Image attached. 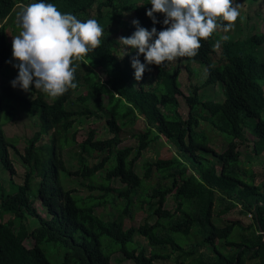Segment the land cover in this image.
<instances>
[{
	"label": "trees",
	"instance_id": "16d2710c",
	"mask_svg": "<svg viewBox=\"0 0 264 264\" xmlns=\"http://www.w3.org/2000/svg\"><path fill=\"white\" fill-rule=\"evenodd\" d=\"M139 1L45 0L81 21L94 10L92 19L104 28L101 45L78 61L77 87L55 100L34 88L28 91L34 93L30 99L4 81L9 75L14 80L18 69L12 66L3 21L14 9L39 0L2 2L0 171L7 182L4 186L0 177V264H50L43 244L64 250L61 264H111L101 237L119 245L115 252L132 264H264V174L255 183L254 172L246 167L264 155V52L258 61L264 34L251 30L242 39H222L215 49L214 33L201 41L195 57L149 65L150 71L136 81L131 67L136 50L126 48L129 55L121 58L116 41L134 33L133 20L157 32L165 27L159 13L153 25L146 16L151 4L146 8ZM139 59L144 62L143 55ZM181 63L194 76L198 73L190 64L203 66L202 81L186 96L178 81ZM95 69L106 74L103 81ZM216 84L221 95L212 99L209 91ZM179 97L185 114L179 112ZM19 113L37 127L20 150L4 135L6 120ZM138 120L142 128L135 130ZM85 122L94 127L76 142V127ZM201 124L227 146L211 147ZM246 133L252 137L251 149L241 160L236 141L246 142ZM126 136L135 145L120 146ZM161 137L175 154L145 157ZM15 155L23 171L18 176L12 168ZM168 200L172 209L166 207ZM238 206L250 224L222 218ZM137 212L145 217L138 226L126 227L124 220ZM136 237L145 240L148 255Z\"/></svg>",
	"mask_w": 264,
	"mask_h": 264
},
{
	"label": "clouds",
	"instance_id": "9594fccd",
	"mask_svg": "<svg viewBox=\"0 0 264 264\" xmlns=\"http://www.w3.org/2000/svg\"><path fill=\"white\" fill-rule=\"evenodd\" d=\"M149 3L151 8L146 16L155 25L159 21L154 14H161L164 29L148 30L133 20L134 33L116 41L122 46L121 58L129 55L126 48L136 50L131 59L136 81L142 79L146 70L150 71L149 65L159 67L178 58L195 57L202 40L217 31L230 32L240 15V6L234 0H150ZM16 23L19 32L12 37V61H15L12 66L18 69V75L11 86H18L24 92L34 88L52 100L77 87L74 81L80 67L78 61L94 52L104 35V28L96 19L81 21L45 0L23 6ZM222 39L227 40L228 36ZM141 55L143 63L139 59Z\"/></svg>",
	"mask_w": 264,
	"mask_h": 264
},
{
	"label": "rangeland",
	"instance_id": "374dc122",
	"mask_svg": "<svg viewBox=\"0 0 264 264\" xmlns=\"http://www.w3.org/2000/svg\"><path fill=\"white\" fill-rule=\"evenodd\" d=\"M4 0H0V7L2 6V2ZM235 4H238L239 7V11H240V15L237 19V21L235 22V27L233 30H231L228 33H224L222 31H217L215 32L214 35V40H215V49L217 46V42L222 40V37L227 35L228 39L230 40H237V39H242L240 35L244 34V36L249 33L251 30L253 32V34H264V0H234ZM149 0L148 3L145 2V0L139 1L137 2L138 6H144L146 8H150L149 5ZM19 9H14V11L12 13L9 14V16L6 18V20L3 21V24L5 25V32H6V37H7V42L8 43H12V37H14L15 35L18 34L19 29L17 28V23H16V16L17 13L19 12ZM95 16V11L92 10L89 12V17L90 18H94ZM249 24V25H247ZM1 25V23H0ZM220 44V43H219ZM264 48V47H263ZM218 50V49H217ZM261 51V49H260ZM263 52L264 50H262L260 52V55L258 56V61L261 62L263 60ZM190 68L195 69V73L196 76H194L192 73H188L185 70L184 64L181 63L179 65V69H180V73L178 76V81L180 84V91L182 93L183 96H186L187 94H189L190 90H191V86L194 85H199L200 82L202 81V68L203 66L200 65V67L195 63L190 64ZM95 72L98 74L99 78L101 81H103L105 79L106 74L104 72H102L100 69H95ZM4 81H8L9 83H11V77L9 75V78L6 79L4 78ZM260 85L264 91V79L260 80ZM215 89L210 88L211 92L209 91V93L211 94V98H217L218 96L221 95V86L220 84H216ZM23 92V91H22ZM205 92V93H203ZM25 95L32 99L34 97V93H27L24 92ZM199 94L203 95H207L209 96V93H207L206 91L203 90H199L198 91ZM183 97H179V112L181 114H185L187 111V108L184 104V100L182 99ZM140 120H138L136 122V124L134 125L135 130H138L140 128H142V124L141 122H139ZM92 128L94 127L93 124H91L90 122H85L81 125H78L76 127V132H75V141L76 142H81L85 139V130L87 128ZM201 128L204 130V132H206L208 134V136L210 137V146L215 148V144H219L222 145L223 148H225V146H227L226 141L224 140L223 137H221L219 134H215L213 132H210L205 124H201ZM37 130V127L35 125H33V122L26 117L25 114L23 113H19L17 114V116H15L14 118H12V120H6V124L4 125V135L6 137H8L10 140L15 141V145L18 148V150H20L24 144V140L28 137H30L35 131ZM99 137L101 138H105V133L103 132V130H99ZM245 139L246 142H239L236 141V145H237V149H239L241 155H240V159L241 160H246V156L250 153V149H251V142H252V137L246 133L245 134ZM135 145L134 140L132 138H130L129 136H126L125 139L123 140L122 144L120 146H133ZM175 154V148L173 146H170L169 144H167L165 142V139L163 137L160 138V140L158 141V143L155 145V147L153 148V150H149L147 152H145V157H149V158H169L172 155ZM13 158V157H12ZM12 168H13V172L15 176L21 175L22 171V167L21 164H19V159L17 158V156L15 155L14 158L12 159ZM247 168H250L254 174H255V183H259L261 182L262 178H263V174H264V155L262 157L261 160H257L254 159L250 165L246 166ZM263 175V176H262ZM262 176V177H261ZM0 177L3 180V184L4 186L6 185V180H7V176L6 174L3 173V171H0ZM70 187H75L78 190H80V188L77 185H71ZM83 192H85V189L83 190ZM166 207L168 209H172L174 207V205L172 204L171 200H168L166 203ZM145 217L143 212H137L132 220L129 219H125L124 220V225L126 227L128 226H138V224L140 223L141 219ZM223 219H226L228 221H232V220H237L240 221L243 225H248L251 223V218L250 216L247 215H243L240 212V208L239 206L236 208H233L228 214H226L225 216L222 217ZM8 217L7 216H3L2 220H7ZM136 240L140 241V244L142 245V247H144V249H146V254L148 255L149 249L146 246V242L144 239H142L141 237H136ZM100 244H101V249L103 251L104 254L110 255V260H111V264H132L130 261H122L120 259V256L118 253L115 252V250H118L119 245L114 244L112 241H110L108 238L106 237H101L99 239ZM25 245L27 247H30L31 242L30 241H26ZM42 248L44 250V254L47 258V260L49 261L50 264H61L62 259H63V255H64V250L58 246L55 245H48V244H43ZM115 252V253H113ZM113 253V254H112ZM115 259V260H114ZM155 264H171V262H156Z\"/></svg>",
	"mask_w": 264,
	"mask_h": 264
}]
</instances>
